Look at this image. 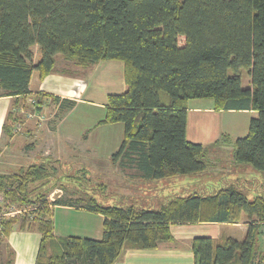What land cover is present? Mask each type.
<instances>
[{
  "label": "trees",
  "instance_id": "trees-1",
  "mask_svg": "<svg viewBox=\"0 0 264 264\" xmlns=\"http://www.w3.org/2000/svg\"><path fill=\"white\" fill-rule=\"evenodd\" d=\"M57 54L81 67L122 62L126 88L107 95L98 122L123 124L112 163L144 180L195 175L213 166L209 148L226 143L232 162L250 170L240 169L242 181L228 183L218 172L210 182L195 181L190 192L128 201L107 195L103 180L89 186L82 163L74 173L57 175L61 160L40 159L0 173V212L12 205L25 209L17 217H0V239L16 227L39 232L35 264H115L128 248L154 249L171 240L173 224L237 222L244 214L241 240L193 238L194 264H264V0H0V96L13 98L5 130L12 133L13 123L22 120L20 108L42 111L48 96L31 95L29 83L34 71L43 78L55 70ZM49 99L58 105L57 116L75 104L57 95ZM196 99L212 100L215 110L255 115L245 135L222 133L204 145L186 136L187 105ZM58 179L64 190L72 184V196L50 201ZM247 182L258 190L248 191ZM58 204L101 214V237L56 236ZM5 246L0 264H13V251Z\"/></svg>",
  "mask_w": 264,
  "mask_h": 264
},
{
  "label": "crops",
  "instance_id": "crops-1",
  "mask_svg": "<svg viewBox=\"0 0 264 264\" xmlns=\"http://www.w3.org/2000/svg\"><path fill=\"white\" fill-rule=\"evenodd\" d=\"M33 54L35 61L38 58V49L36 45L33 46ZM55 60V67H59L58 73L53 70L43 78L39 77L37 71L32 73L29 83V88L31 90L30 94L34 95L35 93H44L49 98L50 96L57 95L61 99L74 100L75 104L73 107L63 110V112L57 116L55 114L58 111V105L51 103L50 99L46 97L44 107L42 108V112L45 113V118L43 120H38L37 118L27 119L22 116V120L17 122L20 124V130L14 132L13 128L16 123H13V127L11 129L12 133H10L9 130H5L3 128V125L8 121L7 116L13 105V98L10 96H0V173L16 172L21 167L30 164L29 163L26 165L25 163L30 161L31 163L36 162V156L33 153H35V150L41 149L44 151L42 152L40 150L41 156L44 155L45 152L56 155V157L59 158L63 153V155L73 154L77 155L78 157L85 154L87 156L91 155L89 160H91V163L96 162V165H98L96 166V169L100 172V174L101 171L102 174H104V170L108 169L110 166H115V168L119 170V179L115 184H121L119 185L121 187L122 185L127 184L130 189H138L142 194H147V196L155 195L152 193L153 191H155L156 194H159L163 188H167V190H165V194L162 195H167L169 193H177L176 190H178V186L196 185V180H189L190 177L187 176L159 180H144L142 178H138V173L134 172L133 170H125L121 168L118 163H112L110 160V155L119 147L121 143L124 130L123 124H98L99 120L102 119L105 114V99L107 100V97L101 102H97L96 100L89 97L83 98V95L86 93L87 86L82 83L77 84L78 75H75V72L66 68H60L61 66H58L66 62L61 55H55ZM112 61L117 60L100 61L95 63L96 68L101 67L103 62ZM74 66H76V68L81 67L77 65ZM111 66L118 67V65ZM110 73L111 72H108L107 74L110 75ZM110 85L111 83L108 86ZM105 91H107L104 92L107 93V95L111 92L109 90ZM27 99H29V97H27ZM201 100L202 99L190 100L187 105L188 114L186 136L188 140L194 142H199V140L196 138L198 136L197 133H195V129L197 128L199 121H201V116L215 115L216 111H234L215 110L213 108L212 101L210 105L203 106L200 104V102H202ZM81 103L98 108L99 112L102 114L96 116L95 119L90 122V124H84L82 127L77 128V124L71 121V113L77 107V105ZM240 111H242V113H249L251 115L250 118L255 115V111L253 110ZM237 124H240L238 132H232L230 127L236 128ZM248 124L249 122L247 123L245 119L240 121L232 120L231 122H227L225 128H223L219 133H215L212 136V140L210 142H200L204 145H208L214 139L220 137L222 133L228 134L232 138L243 136L248 130ZM111 138L112 140H110ZM101 155H103V157ZM96 157H99V159ZM217 157L219 156L217 155ZM211 158L215 159L216 157ZM89 160L86 158L84 161L89 162ZM243 167L248 168L247 165H236L232 162V154L230 151L229 158L226 159L225 156H223V158H220L219 161H216L215 159L213 166L204 171L201 176L203 175L202 178H207L211 181L214 179L212 176L214 174L217 175L219 172L222 175L227 176V180H223H226L228 183H232L237 179L242 181V178L237 177L241 175L240 169H243ZM241 176L243 177V175ZM110 181L104 182L109 183ZM247 183L249 184V182ZM200 184H203V181ZM249 185H253V183ZM126 191H128V189ZM130 191L133 192L132 190ZM58 209L62 216H65L67 219L71 218V215H74L75 218H79L84 221L79 223V229L67 226V228L65 227V229L62 230L63 232H60L56 229L55 223L54 234L56 236L79 235L95 239L101 237L103 220V216L101 214L86 210L81 207L58 204L53 208V221L54 215L56 213L55 210ZM87 220H92L94 224L87 223ZM246 231L247 219L244 214L237 222L212 221L197 223H176L170 226V232L172 234L171 240L160 242L157 248L154 249L140 250L128 248L125 251L123 257L115 264H194V255L190 249L191 240L193 238L199 236H209L217 239L221 237H233L241 240L245 236ZM39 241L40 234L36 230L18 229L16 227L9 233L5 241L0 239V244L6 243L12 249L13 264H35ZM1 250L2 247L0 245V251Z\"/></svg>",
  "mask_w": 264,
  "mask_h": 264
},
{
  "label": "rangeland",
  "instance_id": "rangeland-1",
  "mask_svg": "<svg viewBox=\"0 0 264 264\" xmlns=\"http://www.w3.org/2000/svg\"><path fill=\"white\" fill-rule=\"evenodd\" d=\"M118 61V60H117ZM112 61V62H101V67L96 68V64H94L91 67H77L74 66L73 64H71L70 62H64L63 64H60L58 66H61L60 68H66L69 69L73 72H75V75H78V83L77 84H85V86H87L86 89V93L83 95V98H92L94 100H96L97 102H101L103 101L107 96V92L105 90H109L111 91L110 93H120L123 92L126 88L125 86V82L123 80L122 77V62L121 61ZM111 65H118V67L116 66H111ZM78 66V65H77ZM75 67V68H73ZM55 72H59V67H55ZM111 72L110 75H108L107 73ZM241 78H242V85L246 86L248 84V77L247 74L243 71L241 74ZM111 83L110 86H108ZM77 86V85H76ZM75 86V87H76ZM199 100V99H196ZM105 101H107L105 99ZM202 102H200L201 105L203 106H207L210 105L212 102V100L210 99H202ZM56 111V110H55ZM99 114H102L99 112V109L85 104V103H81L79 105H77V107L72 111L71 113V121H73L75 124H77V128L82 127L84 124H90V122H92L96 116H99ZM56 115V114H55ZM250 114L249 113H242V111L240 110H234V111H222V112H218L216 111L215 115H207V116H201V121H199V124L197 126V128L195 129V133H197V140H199V142H203V143H207L210 142L212 140V136L215 133H219L223 128H225L226 123L227 122H231L232 120L234 121H240L245 119L246 122H249L250 119ZM199 118V120H200ZM218 118V120H217ZM53 119V118H52ZM214 120V121H213ZM216 120V121H215ZM53 121V120H52ZM202 125V126H201ZM239 125L237 124L236 128L234 127H230L232 132H238L239 130ZM200 126V127H199ZM51 135V133H50ZM56 135V134H55ZM190 136V135H189ZM57 140V139H56ZM112 140V138L110 139ZM58 141V140H57ZM60 143V142H59ZM62 144V143H61ZM209 154L211 157H216V161L217 159L223 158V156H225V158H229L230 156V151H231V146H229V144H221L220 146H213L211 148H209ZM40 150H35L33 153L36 157L35 160L36 162H32V163H38V160L40 161V159H44V158H51L52 160L58 159L60 161L61 164H63L64 168H59V172L57 175H62V172H69V173H74L80 166L79 163H82L85 167H87L88 169V176H90L91 178V182L89 186H95L96 182L99 180H103L104 181H110L107 184V195H111L110 197L112 199H119V197L121 198H125L126 200L129 201V199L132 198H136L137 200H146L149 197H152L153 195H149L147 196V194H142L138 189H134V188H129V186L127 184L125 185H121V184H115L118 181V177H119V170L117 168H115V166H108L109 168L104 170V174H101L99 171H97L96 169V162H90V156H87L86 154L83 156H77V155H61V157H56V155H53L51 153H47L45 152L44 155L41 156L40 154ZM42 152H44L43 150H41ZM217 155L219 157H217ZM103 157V155H101ZM100 156V157H101ZM71 157V158H70ZM101 157V158H102ZM86 158L89 160V162L84 161L86 160ZM97 159H99V157H96ZM80 160V161H77ZM83 160V161H81ZM108 161V160H107ZM71 162V163H70ZM109 162V161H108ZM32 164L31 161L25 163L27 164ZM68 164H73V166L71 165L70 168L67 166ZM105 165V163H104ZM108 165V164H106ZM104 167V166H103ZM102 168V165H101ZM250 170V168H245V171L248 172ZM78 174H81V171L78 172ZM202 173L200 174H195V175H185L187 177H190L189 180H196V181H202L200 179V177H203V175L201 176ZM257 175V174H256ZM215 176V175H214ZM213 176V177H214ZM255 178H257V176H253ZM110 179V180H109ZM113 179V180H112ZM117 179V180H116ZM184 179V178H181ZM115 180V181H114ZM204 180V179H203ZM214 180V179H212ZM211 180V181H212ZM60 179H58L57 181V185H55V188L51 189L48 192L47 195V199L52 201L53 199H57L59 198H65L68 196H72V193L70 191V189L73 187L72 184L69 183H65L67 185V190H64L63 188L60 187ZM204 181H208L210 182V180H204ZM216 181V180H215ZM191 184V183H190ZM194 186H189V185H181L178 186V190L177 193H186V192H190V190H195L192 189ZM182 188V189H181ZM128 189V191H126ZM251 189V192H254L256 190H258V186L255 185V183H253V185H249V187H247V190ZM130 190H132L133 192H131ZM165 190H167V188H163L161 189L160 193L157 195H162L165 194ZM187 190V191H185ZM250 191V190H248ZM98 192V191H97ZM152 193L156 194L155 191H153ZM97 194V193H95ZM253 195V193H251ZM249 192V196H252ZM109 197V198H110ZM122 200V199H121ZM100 201H102L100 199ZM0 203L3 204L4 201L0 199ZM13 209H17V207H15L14 205L10 206ZM22 208V207H19ZM56 213L54 215V229H55V223H56V229L60 232H63L62 230L65 229V227L67 228V226H71L74 228H78L79 223L84 220L79 219V218H75L74 215H71V218H65V216H62V214L59 212L58 210H55ZM18 215H15L14 217H17ZM9 218V217H7ZM69 220V221H67ZM89 224H94V222L92 220H87L86 221ZM79 229V228H78ZM234 229V228H233ZM263 241V240H262ZM2 247V252L0 251L1 254L5 255L6 254V246L5 244H0Z\"/></svg>",
  "mask_w": 264,
  "mask_h": 264
},
{
  "label": "built area",
  "instance_id": "built-area-1",
  "mask_svg": "<svg viewBox=\"0 0 264 264\" xmlns=\"http://www.w3.org/2000/svg\"><path fill=\"white\" fill-rule=\"evenodd\" d=\"M28 101L34 106L35 103V99L33 97H29ZM20 112L23 113L24 117L27 119H31V118H37L38 120H43L45 118V113H43L42 111L36 110L35 108L32 109H27V108H20L19 110ZM20 124L16 123L13 130L14 132H17L20 130ZM1 200H3L2 198H0ZM25 209H13L12 207H9V209L7 210H2V212H0V217L3 218H7V217H13L15 215H21L24 212Z\"/></svg>",
  "mask_w": 264,
  "mask_h": 264
}]
</instances>
